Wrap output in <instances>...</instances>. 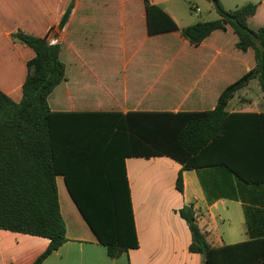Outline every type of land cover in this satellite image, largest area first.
<instances>
[{
    "label": "crops",
    "instance_id": "obj_1",
    "mask_svg": "<svg viewBox=\"0 0 264 264\" xmlns=\"http://www.w3.org/2000/svg\"><path fill=\"white\" fill-rule=\"evenodd\" d=\"M71 1L45 0L44 12L53 19L41 29L42 34H36L44 37L54 27L49 38L57 37L63 45L66 79L57 87L54 111H211L223 90L254 65L251 51L236 49L238 39L231 29L213 33L199 47L180 32L151 35L143 0H78L62 31L59 24ZM150 2L176 22L185 4V0ZM258 13L259 8L248 22ZM177 24L181 29L188 27ZM13 33L6 32L8 43L19 51L23 47L11 39ZM30 57L31 53L23 55L18 64L0 52L4 92L17 95L20 91ZM235 97L227 107L230 113H264L263 92L254 100L239 96L233 103ZM125 162L139 247L110 257L71 198L64 177L58 176L67 241L43 264H204L201 254L189 250L191 230L180 215L184 207L193 208L214 247L264 238V185L247 184L224 168L207 166L185 170L184 191L179 192L176 182L183 166L175 160L131 157ZM49 245L47 238L0 229V264H34Z\"/></svg>",
    "mask_w": 264,
    "mask_h": 264
},
{
    "label": "trees",
    "instance_id": "obj_2",
    "mask_svg": "<svg viewBox=\"0 0 264 264\" xmlns=\"http://www.w3.org/2000/svg\"><path fill=\"white\" fill-rule=\"evenodd\" d=\"M77 1L72 0L62 16L60 30L66 28ZM209 1L219 18L181 29L161 6L143 0L151 35L180 32L199 47L213 33L231 29L238 39L236 49L252 52V68L223 90L211 111H54L49 98L65 81L66 65L61 44L50 41L53 27L44 37L23 30L11 35L31 57L17 95L0 88V229L50 240L34 264H43L67 241L58 176L64 177L78 210L112 258L139 247L127 158L175 160L183 166L176 182L179 192L184 191L185 170L207 166L224 168L244 183L264 185V113L227 110L254 80L264 93V27L253 30L248 22L259 5L248 3L230 11L220 0ZM180 215L191 230L189 250L201 254L204 264H264V238L214 247L192 207H184Z\"/></svg>",
    "mask_w": 264,
    "mask_h": 264
},
{
    "label": "rangeland",
    "instance_id": "obj_3",
    "mask_svg": "<svg viewBox=\"0 0 264 264\" xmlns=\"http://www.w3.org/2000/svg\"><path fill=\"white\" fill-rule=\"evenodd\" d=\"M45 0H0V52H2V57L11 58L14 57L15 61L20 64L21 57L25 55L23 49L20 53L19 51H13V48L8 42V37L6 32L13 31L14 33L22 29L30 34H42L41 29L45 27L53 19V15L47 16L44 12L43 2ZM226 10H236L237 8L248 4L253 3L259 5L258 15L251 19L249 26L253 30H258L261 27H264V3L260 6L261 2L264 0H220ZM194 7L198 6L200 8V17L191 10ZM177 22L180 26H189L193 22L199 21H213L219 18V15L216 11V8L212 2L209 0H192V3H189L188 0H185L183 9L180 11V14L176 17ZM18 29V30H17ZM53 29L51 32H53ZM57 30V29H56ZM72 32L69 33V37ZM10 45V46H9ZM21 47H24L20 44ZM63 46V45H62ZM65 55L69 53L66 47H64ZM15 49V48H14ZM28 51H31L30 49ZM33 52V51H31ZM29 53V52H28ZM246 56H243L244 58ZM19 60H18V59ZM20 61V62H19ZM242 68H245V64H242ZM256 82V83H255ZM10 84V81H7ZM261 88L258 84V81L252 82L250 88L243 89L236 97L233 103L238 99L239 96H247L256 99L257 95L261 94ZM58 90L56 89L52 96L49 98V104L51 108L55 107L57 103Z\"/></svg>",
    "mask_w": 264,
    "mask_h": 264
},
{
    "label": "built area",
    "instance_id": "obj_4",
    "mask_svg": "<svg viewBox=\"0 0 264 264\" xmlns=\"http://www.w3.org/2000/svg\"><path fill=\"white\" fill-rule=\"evenodd\" d=\"M193 11L195 12L196 16H199L200 15V9L198 7H194L193 8ZM50 41L53 43V44H56V43H59V39L56 37V38H51Z\"/></svg>",
    "mask_w": 264,
    "mask_h": 264
}]
</instances>
